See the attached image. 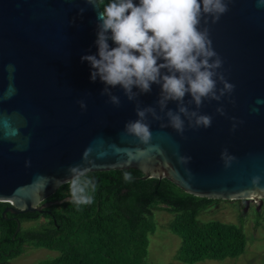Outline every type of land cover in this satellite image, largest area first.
I'll use <instances>...</instances> for the list:
<instances>
[{
    "label": "water",
    "instance_id": "1",
    "mask_svg": "<svg viewBox=\"0 0 264 264\" xmlns=\"http://www.w3.org/2000/svg\"><path fill=\"white\" fill-rule=\"evenodd\" d=\"M256 3L233 0L229 12L208 25L224 62L220 71L235 85L230 98L205 101L199 109L212 116L211 127L186 129L181 136L166 126V118L149 117L152 141L145 145L124 134L125 124L138 118L137 102L117 87L112 92L121 106L108 103L100 95L104 85L91 82L90 65L81 62L98 51L96 12L84 0H0V202L9 203L3 216L61 203L47 199L66 183L69 166L82 164L86 151L91 171L133 168L143 179L166 178L207 199L264 198L251 185L260 176L264 187V9ZM80 8L86 9L83 15ZM159 93L153 85L151 93L139 96L140 106L156 107ZM80 100L87 104L84 112ZM221 105L225 116L216 113ZM168 107L176 110L175 103ZM232 118L242 121L235 131ZM224 149L234 157L227 168ZM179 157L191 159L181 164Z\"/></svg>",
    "mask_w": 264,
    "mask_h": 264
},
{
    "label": "clouds",
    "instance_id": "2",
    "mask_svg": "<svg viewBox=\"0 0 264 264\" xmlns=\"http://www.w3.org/2000/svg\"><path fill=\"white\" fill-rule=\"evenodd\" d=\"M233 0H84L96 12L95 45L97 54L84 55L81 62L90 65V80L97 79L104 85L100 95L108 97V103L121 106L120 97L112 89L120 88L129 102L136 103L135 121L124 126V134L147 145L152 141L150 124L167 119L166 126L181 136L186 129H208L212 116L201 114L199 109L205 101L220 103L231 97L235 85L228 82L223 72V60L214 50L210 38V23H217L230 11ZM257 8L264 9V0H257ZM85 8L79 9L83 15ZM74 22V21H73ZM111 41L115 46L111 47ZM9 70H14L9 65ZM153 85L160 88L156 107H141L138 98L152 92ZM134 89L136 91H134ZM11 94V91L10 93ZM190 97L187 102L185 97ZM176 104V110L169 103ZM82 112L87 110L85 101L77 102ZM229 103L235 101L229 99ZM259 104L260 101H257ZM195 105L197 110H190ZM157 107L159 112H157ZM253 112L259 109L253 108ZM216 113L225 116L221 105ZM163 114V115H161ZM233 119L232 130L238 123ZM225 167H230L234 157L224 149L221 153ZM190 157H179L181 164ZM31 162L26 161L25 166ZM92 161L86 151L82 164L69 166L66 183L69 186V203L79 211L82 206L94 203L96 182L89 177ZM260 176L251 179L253 189L264 191ZM130 182V173L124 174Z\"/></svg>",
    "mask_w": 264,
    "mask_h": 264
},
{
    "label": "trees",
    "instance_id": "3",
    "mask_svg": "<svg viewBox=\"0 0 264 264\" xmlns=\"http://www.w3.org/2000/svg\"><path fill=\"white\" fill-rule=\"evenodd\" d=\"M126 172L132 176L130 182L124 180ZM89 177L97 185L94 203L79 211L69 203L67 183L47 199L62 202L42 212L3 216L9 203L0 202V264H11L25 252L26 244L59 252L37 264H146L149 235L156 230L154 211L159 208L173 216L169 227L181 239L178 260L188 264L224 260L245 251L247 237L241 226L198 219L218 200L184 192L166 178L143 179V173L133 168L90 171ZM15 218L21 225L44 223L16 231Z\"/></svg>",
    "mask_w": 264,
    "mask_h": 264
},
{
    "label": "rangeland",
    "instance_id": "4",
    "mask_svg": "<svg viewBox=\"0 0 264 264\" xmlns=\"http://www.w3.org/2000/svg\"><path fill=\"white\" fill-rule=\"evenodd\" d=\"M238 200H218L208 209L202 211L198 219L205 223L220 221L226 224L241 226L246 238V247L242 255L224 260H203L194 264H264V210L257 216L250 213L243 218L235 209ZM160 207H164L160 205ZM173 216L162 210L154 211L156 230L149 235V247L146 264H188L177 259L181 239L174 234L169 224ZM43 221H26L23 228L39 227ZM25 252L11 260V264H37L41 260L52 259L59 255L58 251L46 248H35L25 245Z\"/></svg>",
    "mask_w": 264,
    "mask_h": 264
},
{
    "label": "flooded vegetation",
    "instance_id": "5",
    "mask_svg": "<svg viewBox=\"0 0 264 264\" xmlns=\"http://www.w3.org/2000/svg\"><path fill=\"white\" fill-rule=\"evenodd\" d=\"M234 208L239 211L243 218L249 216L251 212L258 216L264 210V198L259 201L256 199L238 200Z\"/></svg>",
    "mask_w": 264,
    "mask_h": 264
},
{
    "label": "bare ground",
    "instance_id": "6",
    "mask_svg": "<svg viewBox=\"0 0 264 264\" xmlns=\"http://www.w3.org/2000/svg\"><path fill=\"white\" fill-rule=\"evenodd\" d=\"M256 196V195H255ZM256 198H257V196H256Z\"/></svg>",
    "mask_w": 264,
    "mask_h": 264
}]
</instances>
